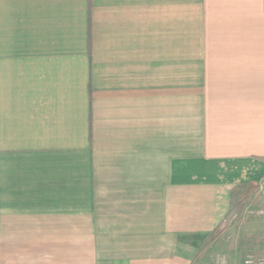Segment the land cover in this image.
I'll return each instance as SVG.
<instances>
[{
	"label": "crops",
	"instance_id": "crops-1",
	"mask_svg": "<svg viewBox=\"0 0 264 264\" xmlns=\"http://www.w3.org/2000/svg\"><path fill=\"white\" fill-rule=\"evenodd\" d=\"M258 238L264 0H0V264H264Z\"/></svg>",
	"mask_w": 264,
	"mask_h": 264
},
{
	"label": "rangeland",
	"instance_id": "rangeland-1",
	"mask_svg": "<svg viewBox=\"0 0 264 264\" xmlns=\"http://www.w3.org/2000/svg\"><path fill=\"white\" fill-rule=\"evenodd\" d=\"M249 187L240 186L236 189V193L234 194V201L232 205V209L226 218V221L221 227V230H224L226 235L235 236L237 233L235 232L236 227L239 223V221L243 217H247L252 215L249 212H245L244 210L248 209L251 210L253 208V204L250 205V199H248L247 191L249 190ZM233 226V227H231ZM231 227V228H230ZM220 232V230L218 231ZM264 241L261 238L256 239L255 246L252 249V253L255 256H258V258L262 255H264Z\"/></svg>",
	"mask_w": 264,
	"mask_h": 264
},
{
	"label": "trees",
	"instance_id": "trees-1",
	"mask_svg": "<svg viewBox=\"0 0 264 264\" xmlns=\"http://www.w3.org/2000/svg\"><path fill=\"white\" fill-rule=\"evenodd\" d=\"M219 230L222 231V230H221V227H217V228H216V230L214 231V235H217V234L219 233V232H218Z\"/></svg>",
	"mask_w": 264,
	"mask_h": 264
}]
</instances>
